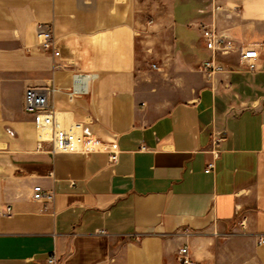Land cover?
<instances>
[{"label":"crops","instance_id":"crops-1","mask_svg":"<svg viewBox=\"0 0 264 264\" xmlns=\"http://www.w3.org/2000/svg\"><path fill=\"white\" fill-rule=\"evenodd\" d=\"M41 22L55 48L40 47ZM201 22L237 47L258 44L257 70L235 51L219 61L237 71L207 78ZM74 72L98 76L70 100ZM52 85L60 117L116 139V163L95 142L38 149L25 92ZM36 184L53 199H35ZM9 204L0 264L53 253L58 264H178L184 245L194 264H264V0H0V209Z\"/></svg>","mask_w":264,"mask_h":264},{"label":"built area","instance_id":"built-area-1","mask_svg":"<svg viewBox=\"0 0 264 264\" xmlns=\"http://www.w3.org/2000/svg\"><path fill=\"white\" fill-rule=\"evenodd\" d=\"M220 8L221 6L214 2L213 10L216 11ZM199 28L210 52L209 57L201 64V70L207 78H212L215 74L221 72L237 71V67L219 61L221 55H227L235 51H239L240 64L246 70H257V59L260 56L258 44L253 43L237 47L235 42L220 32L214 24L201 22ZM37 36L40 38L42 49L55 48L56 39L54 29L50 23H39ZM59 53L58 50L55 51V54L59 55ZM152 67L156 68L157 65L154 63ZM97 76L98 74L95 72H74L72 85L65 90L70 100L89 94L90 84L96 80ZM58 90L57 86L52 85L50 87H29L25 92V109L33 115L34 123L39 130L38 149H43L45 143L49 142L51 150L56 153L90 152L95 149L90 144L95 142L101 145L98 149L108 152L110 161L116 163L119 160L121 151L116 139L101 140L100 138L86 137L80 132L83 125L82 121L68 123L58 115L55 106L50 104V94ZM90 121L94 122L96 119L92 117ZM219 141L220 138L215 137V142L218 143ZM213 168L214 163L210 162L206 167V171L210 172ZM53 196V192H46L41 184H36L33 187V197L37 200L44 198L52 200ZM11 214L12 206L10 204L0 209V216ZM245 224L246 218H243L240 225L245 226ZM258 243H264V237H261ZM48 264H58V259L54 253L48 258ZM178 264H194L190 257L188 245H184L179 249Z\"/></svg>","mask_w":264,"mask_h":264},{"label":"rangeland","instance_id":"rangeland-1","mask_svg":"<svg viewBox=\"0 0 264 264\" xmlns=\"http://www.w3.org/2000/svg\"><path fill=\"white\" fill-rule=\"evenodd\" d=\"M155 2H164L165 0H153Z\"/></svg>","mask_w":264,"mask_h":264}]
</instances>
